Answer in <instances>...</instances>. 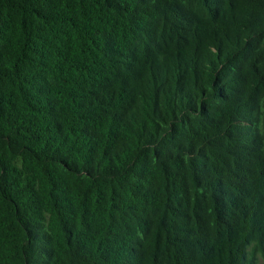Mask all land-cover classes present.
I'll return each instance as SVG.
<instances>
[{"label":"trees","instance_id":"1","mask_svg":"<svg viewBox=\"0 0 264 264\" xmlns=\"http://www.w3.org/2000/svg\"><path fill=\"white\" fill-rule=\"evenodd\" d=\"M0 264H264V0H0Z\"/></svg>","mask_w":264,"mask_h":264}]
</instances>
